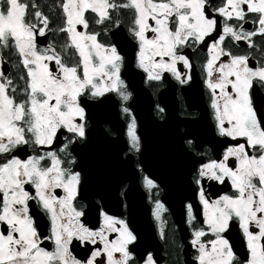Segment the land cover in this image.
<instances>
[{"label": "snow or ice", "instance_id": "obj_1", "mask_svg": "<svg viewBox=\"0 0 264 264\" xmlns=\"http://www.w3.org/2000/svg\"><path fill=\"white\" fill-rule=\"evenodd\" d=\"M53 9L0 0V264H159L134 191L157 227L161 192L179 199L195 264H264V0ZM197 48L199 80L185 51ZM165 85L206 98V131L175 130L167 175L149 167L135 104ZM113 109L123 122L102 128ZM99 139L115 146L107 164Z\"/></svg>", "mask_w": 264, "mask_h": 264}, {"label": "flooded vegetation", "instance_id": "obj_2", "mask_svg": "<svg viewBox=\"0 0 264 264\" xmlns=\"http://www.w3.org/2000/svg\"><path fill=\"white\" fill-rule=\"evenodd\" d=\"M39 3L44 7L46 12L54 10V0H39ZM49 38L55 39L52 36H49ZM44 43H47V41H44ZM56 43L57 46H59V40H56ZM185 51L192 59L193 75L199 80V64L201 58L205 55V50L203 48H197L196 50L187 49ZM180 67L182 68V65ZM169 79L171 78L169 77ZM173 83L175 82L173 81ZM147 90L152 98V111L157 120L161 119L156 114L155 105L160 104L161 107L165 108V113L161 114L164 116V119L167 113L174 114L175 119L178 121L176 128L180 130H194L201 134L206 131L204 113L199 107L200 104H204L206 107V98L203 95L202 87L198 95L194 92L186 94L179 85L175 88H169L165 85L164 88ZM193 105L197 106L193 107ZM117 114L118 109L110 110L107 114V119L111 121V124H103L101 127H110L112 125L119 127L121 120L117 118ZM192 120H196L198 123L195 125L189 123ZM208 122H210V117H208ZM166 140L176 143L174 138ZM175 148L176 147L171 148L169 150L170 152L165 155L167 159L166 169L163 172L165 175L174 167ZM114 152L115 146L104 144L102 139L98 140L96 154L102 163H109ZM161 187L163 188V185H161ZM221 188L222 186L216 185L215 189L209 190L210 195ZM143 191L144 190L141 189V192ZM132 198L137 226L143 231L145 240L147 241V247L154 252L159 260V264H195L193 260L194 250L189 243L191 239L190 228L186 222L185 215L182 213L179 199L175 195L168 196L165 199L164 193L161 192V199L165 202L168 211L163 213L164 222L157 227L151 215L153 205L148 200L147 195L141 198L140 195L134 191L132 193ZM198 219L202 222V215H200ZM207 238L211 239V236L209 235Z\"/></svg>", "mask_w": 264, "mask_h": 264}, {"label": "water", "instance_id": "obj_3", "mask_svg": "<svg viewBox=\"0 0 264 264\" xmlns=\"http://www.w3.org/2000/svg\"><path fill=\"white\" fill-rule=\"evenodd\" d=\"M135 104L136 113L138 115V125H142L141 130L148 139L149 167L151 170L164 172L167 163L165 155L170 152L169 150L171 148L176 147V143L168 142L166 139H175L174 132L177 129L176 124L178 121L175 119L173 113H167L165 117V120L167 121L166 124L164 121L155 118L152 111V98L147 89L139 94ZM117 116L122 123L123 121L119 117V114H117Z\"/></svg>", "mask_w": 264, "mask_h": 264}]
</instances>
